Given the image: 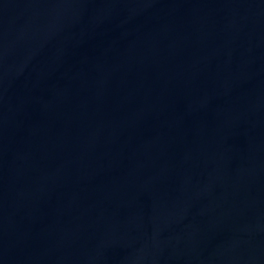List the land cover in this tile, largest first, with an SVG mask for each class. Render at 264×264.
Listing matches in <instances>:
<instances>
[{
	"label": "water",
	"instance_id": "obj_1",
	"mask_svg": "<svg viewBox=\"0 0 264 264\" xmlns=\"http://www.w3.org/2000/svg\"><path fill=\"white\" fill-rule=\"evenodd\" d=\"M0 264H264V0H0Z\"/></svg>",
	"mask_w": 264,
	"mask_h": 264
}]
</instances>
